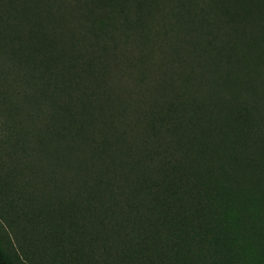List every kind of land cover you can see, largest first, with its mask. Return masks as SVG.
<instances>
[{"label":"trees","instance_id":"obj_1","mask_svg":"<svg viewBox=\"0 0 264 264\" xmlns=\"http://www.w3.org/2000/svg\"><path fill=\"white\" fill-rule=\"evenodd\" d=\"M263 137L264 0H0V264H264Z\"/></svg>","mask_w":264,"mask_h":264},{"label":"rangeland","instance_id":"obj_2","mask_svg":"<svg viewBox=\"0 0 264 264\" xmlns=\"http://www.w3.org/2000/svg\"><path fill=\"white\" fill-rule=\"evenodd\" d=\"M263 140H264V137L262 138V141H263ZM1 235H2L3 238H6V237H7V238L9 239V237L6 236L5 233L1 232ZM11 238H12V237H11ZM16 246H18L17 243H15V247H16ZM46 260H47V258L45 257V258L43 259V261H46Z\"/></svg>","mask_w":264,"mask_h":264}]
</instances>
